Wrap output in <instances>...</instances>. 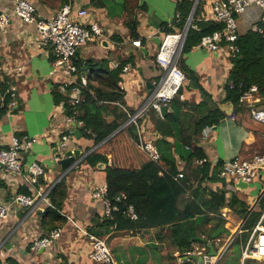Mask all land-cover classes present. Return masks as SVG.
Segmentation results:
<instances>
[{"label": "crops", "instance_id": "1", "mask_svg": "<svg viewBox=\"0 0 264 264\" xmlns=\"http://www.w3.org/2000/svg\"><path fill=\"white\" fill-rule=\"evenodd\" d=\"M14 1L0 0V13L10 16L9 24L0 29V149L7 148L12 136H35L37 142L21 153L24 164L21 173H5L0 168V205L9 207L8 218L0 220V264H94L88 257L90 247L81 230L88 231L97 219L104 217L103 204L91 197L97 186L105 184L104 167L93 169L85 164L84 158L97 145L82 137L80 129L66 123L65 95L58 91L60 78L51 74L52 51L40 44L34 24L21 22L15 16ZM28 1L34 5L41 19L52 18L70 2L74 8L87 10L88 16L84 20L87 29L91 24L101 27V36L77 50L74 59L78 68L76 76L84 75L87 87L88 76L113 70V63L120 70L129 66L125 74L119 70V87L124 91L125 107L122 109L128 116L121 128L128 125L129 116L138 112L151 91V83L162 74L154 60L159 49L157 41L166 31H179L177 3L181 0ZM192 1L193 5L196 2L192 17L199 5L196 20L205 22L209 19L214 0ZM257 15L256 9H250L236 17L239 35L251 29L255 31ZM130 25L135 26L134 30L130 29ZM135 32L136 39L133 38ZM135 40L141 42L139 48L132 46ZM230 56L198 45L182 54L178 67L182 72L186 69L195 72L201 87L219 106L225 103L224 86L230 71ZM88 63L93 66L89 68ZM18 67L20 72L16 71ZM11 86L16 89V105L9 109L8 91ZM56 96H61L59 101ZM201 97L196 90L186 92L183 100L198 103ZM254 98L252 106L264 113V96L258 92ZM248 106L245 102L241 103L242 110L236 114L233 108L232 117L225 115L217 127H210L207 135L201 134L197 144L205 156L204 162L209 165V178H212L204 185L208 193L223 192L226 203L220 208L217 218L211 215L213 220L207 228L223 221L222 227L227 234L215 239L214 246L207 242L213 247L211 251L205 244L197 243L191 252L180 255L172 249L166 230L111 229L103 238L115 264H197L193 260V257H199L194 253L195 248L206 255L225 249L223 258L217 264H264V258L243 260L241 256L249 240L260 229L264 230V173H260L241 191L235 187L237 181L222 176L220 167L226 160L264 156V124L252 117ZM155 114V111L147 110L137 118L143 139L154 145L158 139L155 136ZM106 120L110 121L111 117H106ZM71 128L73 140L67 151H79L80 154L74 159L72 168L64 172L58 165L62 158L58 150L59 137ZM76 131L79 134L74 135ZM107 158L109 164L110 156ZM31 162L43 168L44 175L39 179L42 184L33 185L30 182L26 170ZM193 165L197 164L193 162ZM183 167L184 164L179 161L180 170ZM191 169L187 174L193 179ZM60 181H64L66 187V197L59 212L65 218V224L59 228L60 236L52 246L32 252V241L48 234L41 229L40 222L43 212L50 206L46 196ZM37 191L48 193L39 200ZM23 192L32 198L31 206H24L17 200ZM186 199L187 196L181 197L178 206L182 207ZM232 199L237 203L228 206ZM254 216H257L255 223L248 224Z\"/></svg>", "mask_w": 264, "mask_h": 264}, {"label": "trees", "instance_id": "2", "mask_svg": "<svg viewBox=\"0 0 264 264\" xmlns=\"http://www.w3.org/2000/svg\"><path fill=\"white\" fill-rule=\"evenodd\" d=\"M192 5V0L177 3L179 31L184 28ZM198 10L199 5L192 17L181 56L198 46L202 38L223 29L220 23L197 21ZM129 27L133 30L135 28L134 25ZM133 38H137L136 32ZM236 46L237 51L229 59L230 71L224 86L223 100L233 105L234 114L242 110L239 99L249 87L256 86L264 96V36L251 29L239 35ZM92 66V63H88L89 68ZM119 70L120 68L103 70L102 74L93 77L87 75L88 86L83 90L84 101L79 107L84 111V128L80 129V134L97 145L95 150L86 155L84 162L93 169L104 165L107 198L116 208L111 218L97 219L96 224L88 231L103 237L111 229L166 230L172 249L180 255L192 251L193 245L197 244L194 240L196 238L214 246L215 239L226 235L227 231L222 227L223 221L210 229L207 226L213 220L211 215L217 218L220 208L226 205L224 193H208L204 183L212 180L208 175L209 165L206 162L193 165V160H204L205 156L197 145L199 138L206 127H217L225 118L224 113L201 87L195 72L186 69L183 72V87L169 102L167 109H163L161 117L157 113L154 116L155 136L158 137L155 147L160 160L152 162L138 147L137 131L133 124L126 125L111 136L128 119L122 109L125 104L124 91L119 87ZM229 82L232 83V88H229ZM196 90L201 93L200 102L180 100L181 95ZM60 97L56 96V100L59 101ZM4 102L6 104L7 99ZM106 117H111V120L107 121ZM85 130L91 133L86 134ZM168 139L172 141L169 142ZM179 161L184 164L181 170ZM190 168L194 173L193 179L187 174ZM39 184H42L41 180ZM27 194L22 193L28 196ZM121 194L124 197L117 199ZM183 196H187V199L179 207V199ZM46 197L50 206L43 212L40 226L47 234L65 224V218L59 213L66 197L64 181L57 183ZM236 203L232 199L228 206ZM129 207L133 209L136 220L128 218ZM256 217L251 218L248 224H254Z\"/></svg>", "mask_w": 264, "mask_h": 264}, {"label": "built area", "instance_id": "3", "mask_svg": "<svg viewBox=\"0 0 264 264\" xmlns=\"http://www.w3.org/2000/svg\"><path fill=\"white\" fill-rule=\"evenodd\" d=\"M250 9L258 11L255 31L264 36V0H214L211 6L210 17L205 21L220 23L223 25V29L202 38L199 46L213 52L233 55L237 51L236 42L239 37L236 17L243 15ZM13 12L21 22L34 24L38 32L40 44L52 51L51 74L60 78L58 91H61L65 95L63 103L67 113L65 121L73 127L83 129L82 118L84 111L79 109V107L84 101L83 90L86 88L87 80L84 75L77 78L78 68L74 63V59L79 48L86 46L89 42L95 41L101 36V27L97 24H91L87 29L84 24V20L88 16L87 10L84 8H74L70 2L63 5L50 19H41L37 15L34 5L28 0H15ZM188 20H190L189 17L186 23ZM9 22L10 16L0 13V29L5 28ZM191 22L192 18L187 29L185 23L181 31L164 34L160 37L161 44L154 60L161 69L162 74L157 81L151 83V91L138 112L135 115L129 116L128 124H133L137 131L138 147L146 153L148 159L152 162H159L160 154L152 142L143 139L142 133L138 128L137 118L147 110H153L161 117L163 109H167L169 102L183 87L185 77L179 69L178 63L188 29L191 27ZM132 46L139 48L140 41H133ZM117 68L119 66L113 63L112 69ZM128 70L129 66H124L120 71L122 74H125ZM16 71L20 72L21 68L18 67ZM228 86L229 88L233 87L231 82L228 83ZM15 90V87L11 86L8 91L10 101L7 107L9 109L16 105ZM258 92L256 86L249 87L240 97L239 102L249 104V113L256 121L264 124V113L252 106L253 102H255L254 95L258 94ZM179 98L183 100V95ZM72 130L71 128L59 137L58 150L61 157L67 152L68 145L73 140ZM210 130V127H206L202 134L207 135ZM85 133L90 134L91 132L85 130ZM36 142L37 137L35 136H12L7 148L0 149V168L5 173H21L24 168L21 153L28 151ZM193 162L201 165L204 163V160H193ZM26 171L33 185H37L39 179L44 175L43 168L36 162L29 163ZM260 173H264V156L261 155H254L247 160H226L222 164L221 174L229 180H241L250 184ZM47 193L37 191L36 195L40 200L44 199ZM91 197L101 201L103 204V216L111 218V214L116 208L112 206L110 200L107 198L106 185L97 186L92 191ZM123 197L124 195L121 194L117 199ZM17 200L24 206H31L33 204L30 196L20 195ZM8 212V205H0V220L7 219ZM127 216L130 220L137 219L131 207L127 209ZM81 231L90 247L88 257L94 264H115L111 250L103 237H98L85 230ZM59 236L60 230H53L47 235L32 241L30 250L36 252L39 249L48 248L53 245ZM230 242H228L229 245ZM194 253H197L202 258L203 264H217L223 258L225 249L220 250L217 254L206 255L199 248H195ZM241 256L243 260L264 258V230L260 229L257 235L249 240L242 250Z\"/></svg>", "mask_w": 264, "mask_h": 264}, {"label": "water", "instance_id": "4", "mask_svg": "<svg viewBox=\"0 0 264 264\" xmlns=\"http://www.w3.org/2000/svg\"><path fill=\"white\" fill-rule=\"evenodd\" d=\"M196 2L193 5V8L191 10L190 13V20L192 18V14L194 12V7H195ZM190 20H188V22L186 23V29L188 28L189 24H190ZM158 45L161 44V39H158L157 41ZM219 109L224 113V115H226L227 117H232L233 115V105L230 102H225L219 105ZM122 128H119L117 131H115L111 136H113L114 134H116L119 130H121ZM79 134L78 131H76V133H74V135ZM77 138V137H76ZM79 151H67L64 153L63 157L58 161V165L61 167V169L64 170V172H67L68 170H70V168H72V164L74 162V159L78 157L79 155ZM104 165H99L98 168H103ZM248 185L247 183L241 181V180H237V183L235 184V187L239 190L242 191V189L246 188ZM195 242L197 243H203L205 244L209 250L211 251V247L208 245L207 241L201 239V238H196L194 239ZM210 255H213L214 252H209ZM193 260L197 262V264H203L202 258L199 257H193Z\"/></svg>", "mask_w": 264, "mask_h": 264}]
</instances>
